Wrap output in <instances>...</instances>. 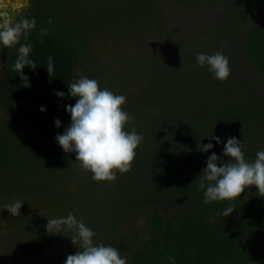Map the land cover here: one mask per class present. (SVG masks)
Masks as SVG:
<instances>
[{
  "label": "trees",
  "instance_id": "obj_1",
  "mask_svg": "<svg viewBox=\"0 0 264 264\" xmlns=\"http://www.w3.org/2000/svg\"><path fill=\"white\" fill-rule=\"evenodd\" d=\"M179 1L197 8L219 0ZM31 2L25 14L37 20L29 37L36 67H25L27 84L11 68L16 50L7 49L0 73V230L10 231L5 264H65L79 249L71 233L50 234L46 225L69 211L95 231L97 243L132 254V264H264V193L246 189L225 217L217 213L229 202L205 204L198 188L212 151L227 161L229 136L244 141L248 160L264 148V98L244 78L221 82L189 51L171 52L172 37L155 0ZM259 10L264 14V0ZM42 27L49 29L43 37ZM242 48L264 82V22L248 31ZM102 49L108 62L100 61ZM49 55L55 61L52 77ZM176 59L192 64L185 70ZM78 67L100 87L126 96L123 107L134 117L127 129L143 135L131 169L117 173L114 182L94 181L75 153L64 152L55 139L70 124L66 105L75 103L55 93H68ZM212 134L223 142L211 140ZM209 142L212 150H198ZM13 199L25 201L20 215L4 209ZM153 201L168 203L172 212L148 220L150 238L128 243L117 230L122 213Z\"/></svg>",
  "mask_w": 264,
  "mask_h": 264
},
{
  "label": "clouds",
  "instance_id": "obj_2",
  "mask_svg": "<svg viewBox=\"0 0 264 264\" xmlns=\"http://www.w3.org/2000/svg\"><path fill=\"white\" fill-rule=\"evenodd\" d=\"M30 6L31 0H0V52L4 49L16 50L17 57L11 68L27 84L29 78L24 73L25 67H36L30 55L33 45L29 37L36 29L37 20L25 14ZM48 23L51 24L52 20L49 19ZM48 32V28L42 27L39 35L43 37ZM223 43L227 44L228 41L224 40ZM195 59L201 69L211 72L217 80L225 82L230 77L229 58L222 51L197 52ZM46 63V70L52 77L55 61L51 55ZM68 89L67 94L63 91L55 93L58 98L67 95L75 99L74 104L65 107L70 115V124L62 133L58 132L55 139L64 152L75 153V162H78L82 170L89 172L94 181L114 182L117 173L124 174L131 169L136 149L143 140L142 133L135 127L130 131L127 129V125L134 119L123 107L127 98L111 89L100 87L97 79L86 76L68 83ZM40 111H46L45 106H41ZM54 124L60 128L62 122L56 118ZM210 139L217 144L223 142L221 137L213 134ZM213 147L211 142L200 143L198 150L207 153ZM223 154L228 158L226 162L214 151L208 156L206 167L198 177V188L203 191L205 204L228 201L229 205L217 215L229 217L235 210L232 202L239 199L246 189L255 186L258 192L264 193V148L257 151L254 160H248L245 157L244 141L229 136ZM24 202L13 199L4 205V209L13 216L20 215ZM46 230L58 235L71 233L65 236H69L79 250L69 254L65 264H127L128 257L121 255L119 248L97 243L95 231L72 211L65 216L48 218ZM169 259L174 261L175 257Z\"/></svg>",
  "mask_w": 264,
  "mask_h": 264
},
{
  "label": "rangeland",
  "instance_id": "obj_3",
  "mask_svg": "<svg viewBox=\"0 0 264 264\" xmlns=\"http://www.w3.org/2000/svg\"><path fill=\"white\" fill-rule=\"evenodd\" d=\"M261 0H219L208 1L200 7L192 8L179 0H155L162 9L165 17V31L171 34V52L181 53L186 50L192 53L193 60L197 52L214 53L220 49L229 58L231 68L230 77L244 78L251 87L257 91L258 96L264 98V82L255 71L253 65L246 59L242 42L248 31L264 22V14L259 10ZM32 2L29 11L32 8ZM223 35V39L220 36ZM228 43L224 44L223 41ZM7 49L0 52V69L5 60L4 55ZM100 61L108 62L109 57L106 49H102ZM98 56L99 54L96 53ZM176 65H182L185 70L192 62L175 60ZM76 81L86 76L84 69L76 68ZM1 73V70H0ZM138 88V87H137ZM135 90V88H134ZM2 111L0 108V116ZM136 190L129 195L135 196ZM129 196V197H130ZM128 198V194L125 195ZM2 206V203L0 204ZM172 210L169 204L164 202H150L139 206L136 210L127 209L122 213L117 223V230L121 236L126 237L128 243L142 241L150 238L153 234L148 228V220L155 214L168 215ZM8 229L0 230V264H5L7 257ZM127 264L131 263L132 254L127 252Z\"/></svg>",
  "mask_w": 264,
  "mask_h": 264
}]
</instances>
